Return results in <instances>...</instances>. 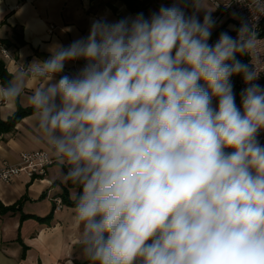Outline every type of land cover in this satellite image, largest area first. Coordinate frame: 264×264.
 <instances>
[{
  "label": "clouds",
  "instance_id": "9594fccd",
  "mask_svg": "<svg viewBox=\"0 0 264 264\" xmlns=\"http://www.w3.org/2000/svg\"><path fill=\"white\" fill-rule=\"evenodd\" d=\"M212 11L170 0L148 17L93 20L0 83V104L28 93L62 182L78 189L88 264H264L260 42L242 20L210 44Z\"/></svg>",
  "mask_w": 264,
  "mask_h": 264
},
{
  "label": "crops",
  "instance_id": "0c3cea01",
  "mask_svg": "<svg viewBox=\"0 0 264 264\" xmlns=\"http://www.w3.org/2000/svg\"><path fill=\"white\" fill-rule=\"evenodd\" d=\"M149 1L146 17L158 11L161 4L170 3V0ZM208 7L213 14L215 7L209 0ZM137 14L131 13L120 0H0V41L8 47L11 56L6 59L0 55V59L14 75L20 70V62L45 60L51 46H67L86 37L93 20L116 22ZM200 20L203 21V13ZM233 26L235 15L230 12L216 26L214 34H230ZM50 27H54L51 32ZM83 64V60L68 62L64 71L73 74ZM36 84L29 83L28 91ZM27 94L20 100L23 107L30 106ZM16 109V104H0V119H8ZM36 150L51 151L39 132L34 113L24 117L13 131L0 135V161L16 164L23 152ZM65 187L68 184L62 182L56 163L43 176L31 178L23 174L9 183H0V204L10 206L26 197L25 214L45 217L53 213L50 223L32 218L21 222L20 213L0 215V264H78L86 261L79 247L80 229L73 223L75 206L62 204L59 210L56 208ZM68 191L73 200L78 189L68 187Z\"/></svg>",
  "mask_w": 264,
  "mask_h": 264
},
{
  "label": "built area",
  "instance_id": "2783aa9c",
  "mask_svg": "<svg viewBox=\"0 0 264 264\" xmlns=\"http://www.w3.org/2000/svg\"><path fill=\"white\" fill-rule=\"evenodd\" d=\"M215 7V12L212 14L214 20L216 21V26L224 19V17L230 12L235 14V29L240 27L241 21H248L252 23L253 20L256 24V32L258 34L260 42L261 59L257 61L258 69L261 74L257 83L264 86V0H209ZM54 27H50V32ZM216 28V27H215ZM214 28V29H215ZM213 29L210 44H214L219 35L214 36L215 33ZM233 38H236L237 31L232 30L229 34ZM214 36V37H213ZM0 55L6 59L11 58L10 51L8 47L0 41ZM239 55V54H238ZM249 57L247 55H240L239 60L248 63ZM237 88V104H240V92L245 87L242 77H240L236 82ZM259 140L264 144V131L259 135ZM55 163L54 159L48 151L36 150L23 152L20 155V160L16 164H10L6 161H0V183H9L16 177L20 175H27L31 178H36L43 176L47 169ZM57 209L59 210L63 204L62 199L57 200Z\"/></svg>",
  "mask_w": 264,
  "mask_h": 264
},
{
  "label": "trees",
  "instance_id": "16d2710c",
  "mask_svg": "<svg viewBox=\"0 0 264 264\" xmlns=\"http://www.w3.org/2000/svg\"><path fill=\"white\" fill-rule=\"evenodd\" d=\"M131 13H143L145 17L147 16V11L149 8L150 1L149 0H120ZM219 33L214 34V36H217ZM213 36V37H214ZM240 55H237V59H239ZM242 62V61H241ZM245 63V62H243ZM12 74L9 73V71L6 68V65L2 59H0V83H6L8 80L12 78ZM241 76H234L232 77V83L234 87V91L236 93V102H237V88H236V82ZM17 109L16 111L6 120L0 119V135L3 133L11 132L15 129L17 124L26 116L33 114V109L31 106L23 107L21 105V102H17ZM68 187H76L72 185L71 183H68ZM68 187H65L64 192L61 196L63 204L67 206H74L75 205V198L72 200L69 197V191ZM77 188V187H76ZM27 201V198H21L19 201H17L15 204L10 206H4L3 204H0V215H6L8 213H20V221L23 222L27 219H36L41 223H50V221L53 219V213L48 214L45 217H40L34 214H25L23 212V205ZM20 240V239H18ZM26 247H24V253L23 256H25ZM78 264H88V261H84L82 263Z\"/></svg>",
  "mask_w": 264,
  "mask_h": 264
}]
</instances>
